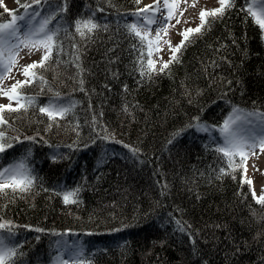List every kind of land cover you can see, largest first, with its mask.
I'll return each instance as SVG.
<instances>
[{
    "label": "trees",
    "instance_id": "trees-1",
    "mask_svg": "<svg viewBox=\"0 0 264 264\" xmlns=\"http://www.w3.org/2000/svg\"><path fill=\"white\" fill-rule=\"evenodd\" d=\"M17 1L13 13L0 5V23L22 5L63 11L51 58L19 89L34 104L1 112L12 147L0 165L14 157L33 176L26 191L0 188L14 264H47L61 233L84 237L70 264H264V204L241 157L229 167L217 141L194 132L201 122L220 128L233 108L264 112V30L252 0L206 16L176 60L146 76V42L121 22L135 0ZM77 20L99 27L81 37ZM58 98L74 103L64 118L39 111Z\"/></svg>",
    "mask_w": 264,
    "mask_h": 264
},
{
    "label": "snow or ice",
    "instance_id": "snow-or-ice-1",
    "mask_svg": "<svg viewBox=\"0 0 264 264\" xmlns=\"http://www.w3.org/2000/svg\"><path fill=\"white\" fill-rule=\"evenodd\" d=\"M36 4H40L41 0H34ZM139 3V0H137ZM248 0H245L247 4ZM165 7L168 9L167 16L165 17V21H170L173 17L174 13L171 9V5L168 0H164ZM220 5L219 8L208 12L207 10H201L200 12V25L195 29H185L181 32V36L183 37L180 41V44L172 47L170 41L165 40L164 43L169 45V49L172 53L168 61H162V66L159 69L160 72H164L165 69L169 67V64L176 60V53L180 51V49L185 45V42L188 40L189 33L199 32L201 28H203L206 23V16L216 17L222 15L223 12L232 7L230 0H218ZM255 5V0H254ZM26 9L24 14L19 16L13 14V18L11 22L8 23H0V81L7 79L8 74L11 73L13 67L18 63L19 53L24 49H28L29 55L35 51H42L43 55L40 61H33L28 65H20V72L25 77V80L20 81L17 80L15 84L11 86L13 91H17L22 88L24 84L31 83L35 79L38 78V74L33 71L31 74L29 73V69H36L39 65L41 68L45 66L46 61L51 58V52L54 47H56L55 40L58 36V32L54 28H48V24L59 14L60 9L59 6L56 8H52L50 5L47 8V15H43L41 10L33 8L31 12L27 11L31 5H22ZM151 7V6H149ZM148 7L142 9L141 12H147ZM248 11L251 13V16L255 19V23L264 30V0H259V12L253 10V6L248 8ZM139 15V13H137ZM181 15L183 13L181 12ZM165 21H157L155 18V10L153 11V15L150 17H144L142 24H132L130 25V31L135 34V36L139 37L141 43L144 44L146 42V47L148 49L149 58L147 59V69L144 67L143 63V50L141 51V76L149 75L150 71H155V62L150 58L152 53V47L154 44L158 43L161 39V31H164L165 35H167V25ZM180 21L177 20V23ZM152 24H157L158 27L156 29V37L154 39H149L147 36V32L149 31V26ZM163 25L164 27H160ZM82 26L86 29V31L82 30ZM99 25L93 20L83 21L77 20L76 22V31L81 35V37H86L87 33L94 31L98 28ZM62 49V46H61ZM59 50V49H58ZM158 51H162V49L157 48ZM22 59L23 57H19ZM78 58V57H77ZM162 60V57H161ZM41 83H43V78L39 77ZM83 83V81H81ZM2 91V90H0ZM5 96L8 93L3 92ZM9 100H12L13 97L9 96ZM17 103L23 99L25 104L23 107L27 108L34 104L33 98L24 97L22 93L17 91V95L15 97ZM5 107H10V105H0V109ZM71 106L65 105L63 103H54L49 102L47 106L40 107L39 111L49 116V119H55L56 117L64 118V116L70 111ZM6 120L0 115V124H5ZM95 123V118H94ZM231 121H225L224 125L219 128L220 132L224 136L223 145L217 146V151L222 152L225 157H230L229 159V167H235L233 164L237 154L241 157L239 160V166H243L246 163L249 153L254 154V150L257 146H259L262 150H264V135L260 136H242L239 135L236 131L230 130ZM51 127V125H50ZM106 132V129H101ZM205 131H209L207 127L204 129ZM98 135L100 132L98 131ZM6 147H12L11 143H9L5 137V133L3 130H0V152H4ZM126 147H129L126 145ZM135 154V149H132ZM246 171V169H245ZM220 173L227 174L224 168L220 169ZM33 183V176L25 169L23 163L14 164L12 166L3 168L0 171V188L12 187L15 191L19 188L20 191H26ZM247 183L251 184V181H247ZM79 189L75 191H68L65 195H63V200L65 203L75 202V198L78 196ZM258 203L264 204V197H261L258 200ZM3 224H0V229L4 228ZM183 231V228H181ZM17 249L16 246H9L5 244L3 239H0V264H14V256L16 255ZM62 264H68L67 260L62 261Z\"/></svg>",
    "mask_w": 264,
    "mask_h": 264
},
{
    "label": "rangeland",
    "instance_id": "rangeland-1",
    "mask_svg": "<svg viewBox=\"0 0 264 264\" xmlns=\"http://www.w3.org/2000/svg\"><path fill=\"white\" fill-rule=\"evenodd\" d=\"M137 2V0H135ZM148 0H144L146 2ZM156 1V7H153L154 9L158 10V3H163L164 0H155ZM143 0H139V3L137 2V10L138 12L140 9L142 10L143 7ZM169 4L171 5V9L174 13L173 17L170 21H165V24L167 25V35H165L164 31H161V39L158 43L154 44L152 47V53H151V59L155 62V71H159V69L162 66V61H168L170 56L172 55L169 45L164 43L165 40L170 41L172 47H175L176 45L180 44V41L182 40L181 32H183L185 29H195L197 28L201 21H200V12L201 10H207L208 12H211L214 9H217L220 7L218 0H203L202 4L199 5V7L195 10V13L190 17L186 18L185 15L187 10V5L184 3V0H168ZM0 5L3 6L7 11H14L17 10L20 6L17 0H0ZM165 5V4H164ZM250 6H253V10L259 12V0H255L250 3ZM249 6V7H250ZM42 7V6H41ZM35 8H38V10H41L43 15H47V8L39 6H36ZM168 12V9H167ZM167 12H165V16H167ZM181 12L183 15H181ZM140 16V17H139ZM144 14L140 13L138 16H132L129 21H125V25H132V24H140L141 23V17H143ZM177 20L180 22L177 23ZM55 20L52 19V21L48 24V28H54L56 27ZM164 27V26H161ZM190 34V33H189ZM188 34V35H189ZM147 36L149 39H154L156 37V29H154L153 36L150 37L147 32ZM157 48L162 49V51H158ZM148 50V49H147ZM43 55L42 51H35L33 50V53L29 55L28 49L24 48L20 53L19 57H23L20 59L18 57V63L15 67H13L11 73L8 74V78L0 81V90L1 89H8L10 90V95L2 96L1 98L4 100L3 105H10V107L6 108H17L22 104V99L19 101V104L17 103V100L15 99L17 95V91L19 92V89L17 91H13L11 86L16 83L17 80L23 81L25 80V77L21 74L19 65L21 61L30 59L35 57V61H40L41 57ZM149 55V53H148ZM162 57V60H161ZM33 69H29V73L33 72ZM20 93V92H19ZM9 96L13 97L12 100H9ZM54 103H63L65 105L72 106L73 101L67 98H58L54 101ZM3 109H0V115ZM226 121H231L230 123V130L236 131L238 134L240 131L244 133V136L252 135V136H260L264 135V114H253L248 113L246 111H242L239 109H233L230 111ZM210 129L209 127H207ZM205 126L200 125L195 127V131L198 134H208L210 137L213 136V138L216 140V135L214 133L216 132L219 139L217 140L218 145H223L224 142V136L220 132L219 129L209 131H205ZM240 135V134H239ZM264 160V150H262L259 146H257L253 153L248 154V158L246 160V163L244 164L243 169V179L247 181H251V187L254 192V194L261 198L264 196V187L260 186L261 182L264 179V169L261 166V161ZM14 164H20L17 162H11L7 163L6 165H3L0 168V171L3 170V168L12 166ZM246 169V171H245ZM0 239H3L5 244L8 243V240L3 234L0 232ZM79 241V240H78ZM75 240H68V239H60L58 244H56L55 249L56 252H58L60 255H55L52 258V264H60L61 260H64L65 255H75L78 251L79 246H77L75 243ZM63 256V258H62Z\"/></svg>",
    "mask_w": 264,
    "mask_h": 264
},
{
    "label": "bare ground",
    "instance_id": "bare-ground-1",
    "mask_svg": "<svg viewBox=\"0 0 264 264\" xmlns=\"http://www.w3.org/2000/svg\"><path fill=\"white\" fill-rule=\"evenodd\" d=\"M143 2H144V0H143ZM202 2H203V0H184V3L188 7L187 10H186L187 14L185 15V17L186 18H190L195 13V10L199 7V5L202 4ZM155 3H156L155 0H148V1L144 2L142 9H145L146 7H148V11L147 12H141V9H140L139 13H143L145 17L152 16L153 15V11H151L150 8L154 7ZM149 6H151V7H149ZM141 20H143V18ZM157 26H158L157 24H152L149 27L155 29V28H157ZM35 60H36L35 57L30 58V59H26V60L23 59V61H21L20 65H28V64L32 63L33 61H35ZM20 65H19V68H20ZM1 90L2 91H0V105H3L4 100L1 98L2 96H5L3 94V92L6 91L8 93V95H10V90H8L6 88L5 89H1ZM239 134L244 136V133L242 131H240ZM260 164H261L262 168L264 169V160L261 161ZM260 186L264 187V179L261 182Z\"/></svg>",
    "mask_w": 264,
    "mask_h": 264
}]
</instances>
